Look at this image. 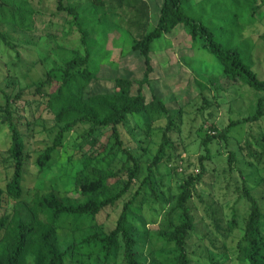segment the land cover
Listing matches in <instances>:
<instances>
[{"label":"rangeland","instance_id":"1","mask_svg":"<svg viewBox=\"0 0 264 264\" xmlns=\"http://www.w3.org/2000/svg\"><path fill=\"white\" fill-rule=\"evenodd\" d=\"M102 1L106 4L104 8H94V0L66 1V5L79 7L85 18L83 24L88 28L90 40L95 43L92 49L93 66L99 68V72L98 78L92 81L86 91L88 96L114 93L116 78L138 81L143 79L145 73L143 56L133 49L138 31L128 30L129 23L133 20L132 10L125 6L119 8L115 0ZM256 1L261 7L253 8ZM29 5L35 9L31 31L0 24V30L10 36L12 43L10 47L0 41V89L12 96L22 91L24 98L19 101V106L24 108L26 119L33 122L30 127L22 126L27 142L23 195L19 200H14L5 193L0 218L12 215L17 205L27 209L36 194L55 192L61 197L81 200L75 184L76 173L81 168L79 149L75 148V142L79 141L80 135L88 127L80 126L72 132L64 148L55 155L51 166L41 171L37 160L53 142L55 134L51 131L55 121L53 115L43 107L38 109L32 87L44 78L48 69L60 65L63 59L73 56L76 51L83 53L82 35L78 27L72 24L70 15L58 11L57 0H30ZM184 6L190 16L201 19L212 29L219 42L226 47L238 49L244 58L252 61L253 70L260 79H264V40L261 37L264 33V0H193ZM105 12L116 17L101 24L98 18ZM134 17L136 18V14ZM158 19L154 3L148 33L157 26ZM151 61L154 71L150 86L171 110L183 111L181 130L172 134L178 146L177 154L183 155L182 169L174 172L167 163H163L160 168L165 191L174 201L172 194L179 193L183 179L198 172L199 158L206 155L203 144L206 136L219 135L232 122L255 114L258 101L264 93L226 79L217 57L204 50L200 41L194 42L183 26L154 42ZM199 84L204 86V91ZM150 86L144 87L147 101L151 99ZM137 90L138 86L133 87L132 93L136 94ZM4 104L5 99L0 92V107ZM164 124L165 121H161L157 123V127ZM100 133V140L105 143L111 135V129H101ZM123 137L134 155L142 158L143 175L146 176L148 164L152 162L162 143V131L154 130L148 137L130 120L127 129L123 130ZM10 145L9 131L0 123V185L5 190L14 174ZM87 148L88 145H85V150ZM209 149V171L205 174L203 183L197 187L192 201L197 222V229L189 241L192 264H246L239 259L238 249L251 212L245 187L264 209V118L256 123L234 127L226 140L215 138ZM231 153L236 156V160L230 170ZM123 162L121 159L115 166L120 168ZM160 176L157 175L158 178ZM128 199L129 196L116 207L108 208L98 216L97 222L105 231L115 228L124 202ZM171 206L173 204L162 213L151 211L146 206L143 214L150 234L154 235L156 253L163 247V243L157 240V234L165 226L164 215ZM155 208H160V205ZM212 210L221 221L222 234H218L210 217ZM234 217L236 227L229 234L225 233ZM87 229L77 233L75 237L83 235ZM63 230L60 231L61 235L69 240L70 233ZM149 249L151 250L150 246ZM145 253L148 254L149 250L146 249ZM78 259L90 262L81 256Z\"/></svg>","mask_w":264,"mask_h":264},{"label":"trees","instance_id":"2","mask_svg":"<svg viewBox=\"0 0 264 264\" xmlns=\"http://www.w3.org/2000/svg\"><path fill=\"white\" fill-rule=\"evenodd\" d=\"M29 1L0 0V24L31 31L35 9L29 5ZM66 1L57 0L58 11L70 15L72 24L78 27L84 51H76L73 56L63 59L60 65L48 69L44 78L32 87L38 109L43 107L53 115L55 121L51 131L55 134L53 142L39 155L37 163L41 171L46 170L55 155L64 148L68 136L80 126H87L88 129L75 142L81 166L76 173L75 184L81 200L61 197L55 192L36 194L27 209L17 205L12 215L1 217L0 264H192L189 241L197 229L192 201L197 187L203 183L209 171V145L215 138L226 140L238 125L261 121L264 118V95L258 101L255 114L232 122L219 135L206 136L203 141L206 155L199 158L197 174H189L183 179L179 193L172 194L173 201L165 191L160 168L167 163L174 172L182 169L183 155L177 154L178 146L172 134L181 130L183 111L171 110L150 86L154 71L151 61L153 44L183 26L194 42L200 41L204 50L217 57L223 67V76L229 81L264 93V79H260L253 70L252 61L244 58L238 49L223 45L208 25L185 11L184 5L192 0H164L157 26L149 33L147 28L151 14L146 1L115 0L119 8L125 6L133 12L128 30L138 31L133 49L144 58V77L138 81L118 77L115 79L114 93L88 96L86 91L98 78L99 72V68L93 66L92 49L95 43L90 40L79 7L66 5ZM94 2V8L106 6L102 0ZM256 7H261L258 2L253 6ZM115 17L105 12L98 20L102 24ZM261 37L264 40V33ZM0 41L12 47L10 36L1 30ZM146 85L151 89L150 101L144 95ZM135 86H138V90L133 94ZM199 86L204 91V86ZM53 87H56L55 90L49 91ZM0 92L5 99V104L0 107V123L9 131V153L14 161V174L6 190L0 185L1 211L5 193L14 200H19L23 195L27 142L22 126L30 127L33 122L26 119L24 108L19 106V101L24 98L22 91L16 96L5 90L0 89ZM130 120L148 137L154 130L162 131V143L148 164L146 176L143 175L142 158L134 155L123 137V130L127 129ZM161 121H165V124L157 127ZM101 129H111L105 143L100 140ZM85 145H88L86 150ZM121 159L124 161L122 167L117 168L115 165ZM235 160L236 156L231 153L230 170ZM157 175H161L160 178ZM245 195L250 202L251 212L238 244L239 259L246 264H264V209L247 187ZM127 196L129 199L124 202L115 228L105 231L97 222L98 216L106 209L116 207ZM171 204L173 206L164 215L165 226L157 234V240L163 243V247L156 253L154 235L150 234L143 214L146 206L151 211L162 213ZM156 205H160V208L156 209ZM210 217L218 234H222L221 221L214 210ZM235 220L234 217L225 233L229 234L236 227ZM86 228L83 235L75 237ZM62 229L70 233L69 240L61 235ZM146 249L149 250L148 254L145 253ZM79 256L90 262L79 260Z\"/></svg>","mask_w":264,"mask_h":264},{"label":"crops","instance_id":"3","mask_svg":"<svg viewBox=\"0 0 264 264\" xmlns=\"http://www.w3.org/2000/svg\"><path fill=\"white\" fill-rule=\"evenodd\" d=\"M146 2L148 3V5L150 7V14L152 12V6H153V4L154 3L156 4V8L158 10V14H159V17H160V11H161V8H162V5H163L164 0H161V1L160 0H148ZM192 2H193V0L191 2H188V4L189 3H192Z\"/></svg>","mask_w":264,"mask_h":264}]
</instances>
